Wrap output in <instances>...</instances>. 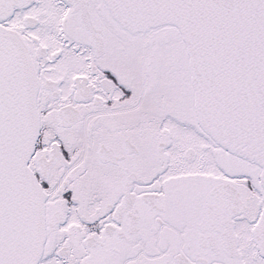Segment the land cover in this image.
I'll list each match as a JSON object with an SVG mask.
<instances>
[{"label":"snow or ice","instance_id":"6c2138e0","mask_svg":"<svg viewBox=\"0 0 264 264\" xmlns=\"http://www.w3.org/2000/svg\"><path fill=\"white\" fill-rule=\"evenodd\" d=\"M0 264H264V0H0Z\"/></svg>","mask_w":264,"mask_h":264}]
</instances>
